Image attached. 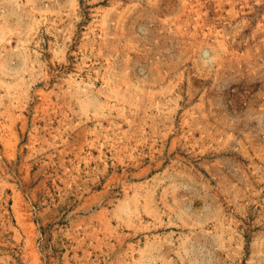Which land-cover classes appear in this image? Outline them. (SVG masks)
<instances>
[{
	"label": "rangeland",
	"instance_id": "1",
	"mask_svg": "<svg viewBox=\"0 0 264 264\" xmlns=\"http://www.w3.org/2000/svg\"><path fill=\"white\" fill-rule=\"evenodd\" d=\"M0 264H264V0H0Z\"/></svg>",
	"mask_w": 264,
	"mask_h": 264
}]
</instances>
